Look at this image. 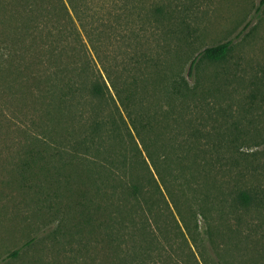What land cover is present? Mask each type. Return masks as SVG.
<instances>
[{"label":"rangeland","instance_id":"obj_1","mask_svg":"<svg viewBox=\"0 0 264 264\" xmlns=\"http://www.w3.org/2000/svg\"><path fill=\"white\" fill-rule=\"evenodd\" d=\"M143 2L174 11L186 49L167 57L175 41L148 34L167 81L133 72L151 73L139 107L162 168L160 180L138 145L156 182L141 169L136 197L123 179L138 156L124 111L115 138L80 148L77 121L67 132L44 118L28 54L0 25V264H264V0ZM224 42V60L197 59L187 76ZM119 43L111 53L129 63L134 42Z\"/></svg>","mask_w":264,"mask_h":264},{"label":"trees","instance_id":"obj_2","mask_svg":"<svg viewBox=\"0 0 264 264\" xmlns=\"http://www.w3.org/2000/svg\"><path fill=\"white\" fill-rule=\"evenodd\" d=\"M152 6L146 9L143 0H0V25L17 31V53L28 54L30 84L38 96L36 100L40 98L44 103V118L49 124L68 132L77 121L82 140L76 144L99 151L96 142L118 135L120 123L115 121V116L124 125L120 108L124 111L131 126L125 129L138 156L135 163L127 166L123 179L135 197L145 180L141 169L145 167L149 179L156 182L139 146L160 180L162 168L151 150L153 141L143 137L149 124L145 122L147 113L139 107L148 102L146 74L151 73L144 71L142 80L141 75L134 76L133 72L145 66L156 79L160 80L164 74L161 71L164 58L159 61L157 56H152L151 52L158 48L149 43L148 34L175 41L162 47L161 53L167 57L181 55L186 49L173 26L174 11L160 4ZM184 31L185 28L181 38ZM26 37L30 44L27 50ZM129 40L134 42L132 57L129 63H119L111 48ZM230 50V42L207 47L191 61L187 76L192 77L197 59L219 62ZM125 72L131 75L127 77ZM166 72L162 82L167 81ZM177 84L184 93L189 92L186 78L179 77ZM72 136L69 138L74 139Z\"/></svg>","mask_w":264,"mask_h":264}]
</instances>
